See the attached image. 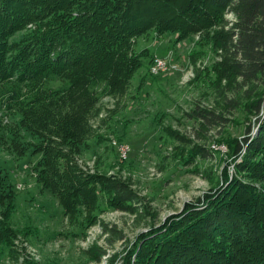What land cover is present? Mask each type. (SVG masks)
I'll return each mask as SVG.
<instances>
[{
    "label": "trees",
    "instance_id": "trees-1",
    "mask_svg": "<svg viewBox=\"0 0 264 264\" xmlns=\"http://www.w3.org/2000/svg\"><path fill=\"white\" fill-rule=\"evenodd\" d=\"M50 1L0 0V84L41 86L61 79L59 88H40L34 95L39 110L21 111L20 127L40 139L33 147L41 155L35 168L41 187L58 197L65 216H77L83 207L95 219L99 193L117 208L116 200L125 195L115 194L104 180L81 177L70 164L74 145L85 133L73 125L70 112L62 117L58 112L92 100L98 83L108 95L124 87L135 72L133 65H142L128 55L133 38L150 31L159 37L200 35L202 44L222 52L211 69L217 86L226 82L224 92L232 91V84L236 89L224 97L225 104L238 105L244 90V99L253 100L247 109L256 118L251 123L258 132L227 142L228 166H234V174L225 168L217 188L142 234L136 260L121 264H264V91L256 93V86L264 85V0ZM228 11L238 19L229 28L223 18ZM28 25L33 30L25 37L9 41ZM45 105L56 107V133L55 128L49 132L56 135V151L49 150V140L54 139L44 135L49 124ZM223 116L202 107L193 111L201 126L221 125ZM14 198V187L0 177V250L10 252L14 233L7 219Z\"/></svg>",
    "mask_w": 264,
    "mask_h": 264
},
{
    "label": "rangeland",
    "instance_id": "rangeland-1",
    "mask_svg": "<svg viewBox=\"0 0 264 264\" xmlns=\"http://www.w3.org/2000/svg\"><path fill=\"white\" fill-rule=\"evenodd\" d=\"M223 18L227 28L238 20L233 11ZM31 30L28 25L9 41H18ZM130 42L129 57L135 56L142 65H133L135 72L128 85L117 86L108 95L102 90L103 83H98L93 86L97 97L58 112L61 117L70 112L67 116L73 118V125L85 133L70 154L75 171L83 178L104 180L115 194L125 195L116 200L115 208L99 193L95 219L83 207L77 216H65L58 197L41 187L35 169L41 155L33 147L40 139L20 127L22 108L27 107L28 113L37 111L34 95L40 88H59L61 79L41 86L13 81L0 84V177L15 190L14 211L7 219L14 233L12 251L0 250V264L134 261L144 243L142 234L217 188L225 168L234 174V166H228L226 144L255 136L258 126L251 123L256 118L247 106L253 100L244 99V90L238 94L242 99L238 105L225 104L224 97L236 89L232 84V91L224 92L226 82L217 86L211 71L221 60V50L202 44L200 35L183 38L178 33L159 37L150 31ZM156 57L169 59L172 68L154 74ZM263 91L264 85L256 86V93ZM53 107L42 108L48 110L45 116L49 119L43 131L54 139L49 140L53 146L49 150L56 151ZM197 107L223 113L226 120L221 125L204 122L201 126L193 117ZM129 200L131 205L126 207Z\"/></svg>",
    "mask_w": 264,
    "mask_h": 264
},
{
    "label": "built area",
    "instance_id": "built-area-1",
    "mask_svg": "<svg viewBox=\"0 0 264 264\" xmlns=\"http://www.w3.org/2000/svg\"><path fill=\"white\" fill-rule=\"evenodd\" d=\"M152 65H153L152 72H154V74H158V71H167L172 68L170 67L169 59L164 57H156L153 60ZM123 150L126 151V157H127L128 156L127 147H124Z\"/></svg>",
    "mask_w": 264,
    "mask_h": 264
}]
</instances>
